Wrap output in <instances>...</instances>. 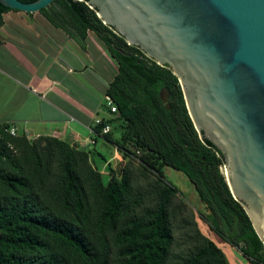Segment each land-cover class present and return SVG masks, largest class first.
Masks as SVG:
<instances>
[{
  "label": "trees",
  "instance_id": "16d2710c",
  "mask_svg": "<svg viewBox=\"0 0 264 264\" xmlns=\"http://www.w3.org/2000/svg\"><path fill=\"white\" fill-rule=\"evenodd\" d=\"M10 10L0 1V27ZM40 12L82 46L94 31L117 60L107 94L118 106L115 125L125 128L119 139L113 129L105 135L126 164L120 175L113 168L107 183L87 150L57 136L12 135L0 122V264H115V257L122 264H166L179 188L166 178L165 166L188 176L222 239L251 264H264L263 240L221 170L225 157L201 138L172 69L130 45L88 0H55ZM164 88L171 93L168 103ZM193 229L185 264H231L216 240Z\"/></svg>",
  "mask_w": 264,
  "mask_h": 264
},
{
  "label": "water",
  "instance_id": "95a60500",
  "mask_svg": "<svg viewBox=\"0 0 264 264\" xmlns=\"http://www.w3.org/2000/svg\"><path fill=\"white\" fill-rule=\"evenodd\" d=\"M28 13L55 0H0ZM103 22L178 77L201 138L264 243V0H88Z\"/></svg>",
  "mask_w": 264,
  "mask_h": 264
},
{
  "label": "crops",
  "instance_id": "0c3cea01",
  "mask_svg": "<svg viewBox=\"0 0 264 264\" xmlns=\"http://www.w3.org/2000/svg\"><path fill=\"white\" fill-rule=\"evenodd\" d=\"M3 20L0 122L17 123L30 138L57 136L87 150L103 178L108 174L110 180L111 169L124 158L94 124L96 117L115 116L98 97H105L119 70L108 46L92 30L85 46L80 45L40 11L14 9L5 12ZM111 124L113 137L119 139L122 132L117 135L113 120Z\"/></svg>",
  "mask_w": 264,
  "mask_h": 264
},
{
  "label": "rangeland",
  "instance_id": "374dc122",
  "mask_svg": "<svg viewBox=\"0 0 264 264\" xmlns=\"http://www.w3.org/2000/svg\"><path fill=\"white\" fill-rule=\"evenodd\" d=\"M98 97L102 100V104L106 107L105 97L101 94ZM164 97L168 98V94H166V96L164 95ZM114 119L115 118L112 120ZM116 123L117 121H114V124ZM121 127L125 128V124L122 123L121 126L115 125V132L117 135L120 134V132H123L122 130L124 129ZM36 138L37 137L31 139L35 140ZM132 148H134V146H132ZM141 153L142 151L136 152L137 157L134 158L135 164L140 163L139 156ZM125 162L126 161H123L120 165L114 168L118 175L122 173L123 166L126 164ZM221 170L223 173L226 172L225 164L222 165ZM164 172L168 181L179 188V193L176 196L178 211L176 216H173L172 219L174 239L171 245V253L166 264H185L184 258L189 254L192 246L191 241L189 240V235L191 233L188 234L187 232L189 230H191L190 232H194L195 229L193 228H198L201 232L216 240L222 246L231 264H251L249 259L236 245L228 243L222 239L212 228L211 222L207 219L211 214V211L196 191L188 176L171 166H165ZM155 175V172H152V176ZM108 180L109 175L105 174L104 181L107 182ZM137 182L142 184L144 182V178L140 176ZM148 203L149 200L146 198L144 205ZM114 261L115 264H122L121 260L116 257Z\"/></svg>",
  "mask_w": 264,
  "mask_h": 264
},
{
  "label": "built area",
  "instance_id": "2783aa9c",
  "mask_svg": "<svg viewBox=\"0 0 264 264\" xmlns=\"http://www.w3.org/2000/svg\"><path fill=\"white\" fill-rule=\"evenodd\" d=\"M104 99L106 102V107L109 109L110 113L115 115L118 112V106L116 105L112 96L106 94ZM110 119L111 118L105 120L104 118L96 117L94 120L95 127L104 135L110 133L113 129V125L111 124ZM4 131L9 132L12 135H18L20 133L19 126L15 122H7ZM92 143H94V140H92ZM11 147L13 148L12 145Z\"/></svg>",
  "mask_w": 264,
  "mask_h": 264
},
{
  "label": "flooded vegetation",
  "instance_id": "af4514ba",
  "mask_svg": "<svg viewBox=\"0 0 264 264\" xmlns=\"http://www.w3.org/2000/svg\"><path fill=\"white\" fill-rule=\"evenodd\" d=\"M166 94H168V98L167 97H164V95L166 96ZM161 96H162L163 100L166 103H168L169 102V99H170V96H171V93L169 92V90L167 88H164L163 91H162V93H161Z\"/></svg>",
  "mask_w": 264,
  "mask_h": 264
},
{
  "label": "bare ground",
  "instance_id": "6f19581e",
  "mask_svg": "<svg viewBox=\"0 0 264 264\" xmlns=\"http://www.w3.org/2000/svg\"><path fill=\"white\" fill-rule=\"evenodd\" d=\"M224 174L227 176V170H226V172H224Z\"/></svg>",
  "mask_w": 264,
  "mask_h": 264
}]
</instances>
